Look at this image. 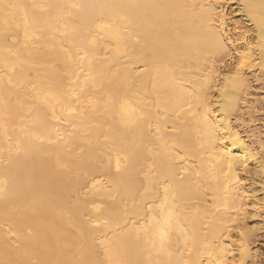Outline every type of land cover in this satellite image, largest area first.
<instances>
[{
    "label": "bare ground",
    "instance_id": "obj_1",
    "mask_svg": "<svg viewBox=\"0 0 264 264\" xmlns=\"http://www.w3.org/2000/svg\"><path fill=\"white\" fill-rule=\"evenodd\" d=\"M218 1L0 0V264L252 263L264 0Z\"/></svg>",
    "mask_w": 264,
    "mask_h": 264
},
{
    "label": "rangeland",
    "instance_id": "obj_2",
    "mask_svg": "<svg viewBox=\"0 0 264 264\" xmlns=\"http://www.w3.org/2000/svg\"><path fill=\"white\" fill-rule=\"evenodd\" d=\"M214 1V0H213ZM231 1V0H230ZM216 2H217V0H216ZM218 2H220V4L222 5V7L224 8V10H222V12H224L225 13V15H226V19L228 20L227 22H228V24H230L231 22H233V20L235 19L232 15V17L230 16V15H228L227 16V14H229V12H228V10H229V6L230 5H232L233 4V2L231 3V2H229V0H219ZM231 3V4H230ZM226 7V8H225ZM222 9V8H221ZM228 9V10H227ZM234 18V19H233ZM246 74H248V73H246ZM248 76V78H249V74L247 75ZM263 92V91H262ZM260 90H258V92H257V90H252V92H250L251 94H250V96L251 97H249V101H250V103L252 102V104H254V102L257 100V101H259L260 102V100H261V98H263V96H264V93H262ZM255 98H257V99H255ZM257 101L255 102V103H257ZM261 117V116H260ZM263 118V117H262ZM261 126V123L260 122H256V124H253V125H251L250 127H248V128H244L245 130H247V131H251V130H253L254 131V129L256 130L255 132H257V134L259 133V131H260V133H262V131H263V128H262V126ZM258 130V131H257ZM263 155H264V153H263ZM262 155V156H263ZM264 157V156H263ZM243 178H245V176L243 177ZM246 184H250L249 182H247V180H246V182H245ZM256 197L261 201V200H263L264 199V191H262L261 190V192L259 191V192H257V194H256ZM262 199H261V198ZM258 200V202H260ZM264 201V200H263ZM250 206H247L246 207V209L248 210V212L249 211H251L250 210ZM264 211L263 212H261V214L264 216ZM249 215V214H248ZM248 215H247V218H246V222H247V224H248V226L249 225H251V224H255V222L256 223H258L260 220H261V218H262V216H260L261 218L260 219H258V218H256L255 217V219H254V217L253 216H251V215H249V217L251 216L252 218H250V219H248ZM263 219H264V217L262 218V220H261V223L262 224H264V221H263ZM250 220V221H249ZM263 221V222H262ZM252 222V223H251ZM260 223V222H259ZM261 235H262V237H261ZM261 235L260 236H258V238L253 242V243H251L250 245H249V249H250V252L251 253H253V255L255 256L254 257V259L253 260H255V263H254V261L253 260H251L252 261V263L250 262V260L249 261H247L246 263H244V264H264V235L261 233ZM227 264H240V263H238V262H236V261H228L227 262Z\"/></svg>",
    "mask_w": 264,
    "mask_h": 264
}]
</instances>
